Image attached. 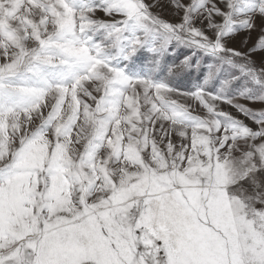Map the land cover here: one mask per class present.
Returning a JSON list of instances; mask_svg holds the SVG:
<instances>
[{
	"label": "snow or ice",
	"instance_id": "1",
	"mask_svg": "<svg viewBox=\"0 0 264 264\" xmlns=\"http://www.w3.org/2000/svg\"><path fill=\"white\" fill-rule=\"evenodd\" d=\"M0 264H264V0H0Z\"/></svg>",
	"mask_w": 264,
	"mask_h": 264
},
{
	"label": "rangeland",
	"instance_id": "2",
	"mask_svg": "<svg viewBox=\"0 0 264 264\" xmlns=\"http://www.w3.org/2000/svg\"><path fill=\"white\" fill-rule=\"evenodd\" d=\"M100 15H102V14H100ZM165 15H166V17L168 18V19H170V20H175L176 19V17H173V16H170V15H168L167 14V12L165 13ZM256 33H253L252 34V38H253V40L256 38ZM249 43H251V41L249 42ZM235 46L236 47H239L240 45H239V43H238V41L237 42H235ZM188 85H185V87H187ZM254 107H259V105H255Z\"/></svg>",
	"mask_w": 264,
	"mask_h": 264
}]
</instances>
